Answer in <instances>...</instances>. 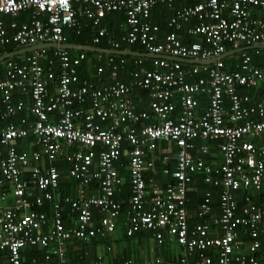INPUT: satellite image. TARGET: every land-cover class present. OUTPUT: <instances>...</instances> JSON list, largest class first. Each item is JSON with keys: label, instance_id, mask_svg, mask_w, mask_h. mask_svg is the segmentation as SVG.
<instances>
[{"label": "built area", "instance_id": "1", "mask_svg": "<svg viewBox=\"0 0 264 264\" xmlns=\"http://www.w3.org/2000/svg\"><path fill=\"white\" fill-rule=\"evenodd\" d=\"M173 1L0 0V45L66 43L65 29L77 26L79 12L98 25L107 12L124 9V39L155 55L151 67L133 71L128 82L94 88L79 78L78 66L88 60L82 50L71 54L56 48L55 63L46 61V48H39L21 61L5 63L0 78V264H81L66 260L70 240L114 233L123 211L114 198L123 183L116 162L125 145L126 234L145 229L158 244L169 242L183 254L165 261L154 253L143 264H264L258 239L264 232V201L256 204L245 195L238 204L236 199L240 189H264V65L255 63L250 49L236 52L240 60L233 71L225 70L223 62L232 50L264 43V0H198L177 8L168 22L173 30L160 36L158 25L149 21L151 8ZM29 9L30 19L11 21L9 32L2 15L15 17ZM184 24L197 40L186 43L177 36ZM105 34L99 26L92 41L99 43ZM169 57L215 61L183 64ZM134 88L148 92L146 109H135ZM16 91L30 103L14 98ZM24 109L27 116L10 120ZM27 136L38 148L19 151V141ZM212 140L219 141L218 164L203 157ZM172 149L173 168L168 165ZM158 152L163 154L160 169L154 159ZM61 158L68 163V177L78 181L75 195L59 190L54 161ZM196 173L222 187L217 214L209 193L195 213L187 209ZM91 183L99 194H87ZM46 202L47 210L35 209ZM34 248L39 254L26 258L25 251ZM103 253L99 248L89 264H114ZM121 264L139 263L127 257Z\"/></svg>", "mask_w": 264, "mask_h": 264}, {"label": "trees", "instance_id": "2", "mask_svg": "<svg viewBox=\"0 0 264 264\" xmlns=\"http://www.w3.org/2000/svg\"><path fill=\"white\" fill-rule=\"evenodd\" d=\"M198 0H174L172 5H168L165 3L157 4L151 8L149 21L153 24H157L159 27V35L162 36L163 34L173 30V28L168 24L171 16L174 14L175 10L177 8H180L185 5L194 4ZM31 10H25L20 12L18 16H10V15H3L2 18L5 22V25L9 32H11L9 24L11 21L15 20L16 22L21 23L22 21L29 20V16L31 14ZM41 17L44 18L45 16L41 14ZM77 21L78 24L75 26V28H66L65 34H66V43H75V44H81V45H90V46H96V47H102V48H112V49H125V50H131V51H139L143 52L145 51L144 47L139 43H133L129 44L125 39V35L128 31V25L126 23V12L124 9L120 10H113L107 12L104 17H102L99 26H103L106 29V34L101 38L99 43H94L92 41L93 36L96 34L98 25L92 24V22L81 14V12L77 15ZM177 36L186 43L193 42L197 40L196 36H193L187 32V24H184L180 29L176 30ZM114 43H117V46H114ZM16 49H19L14 43H8L5 45H0V55L14 51ZM231 47L227 48V51H230ZM56 49L54 48H46V61L53 60V62L57 63L58 57L54 54ZM69 53L73 54L75 52H79L78 50L68 49ZM249 54L252 55L254 58L255 63L259 65H264V48L261 49H252L247 51ZM86 54L88 60L83 61L81 65L78 66V74L80 81L86 80L88 84L91 85L92 88L94 87H101L104 84L112 83L115 80H122L125 82H128L131 78V73L133 71L139 70L143 71L145 69H148L151 67L152 59L150 58H142V62L140 64L135 63V59L137 57L129 56V55H116V54H100L97 52H91V51H84ZM29 53H25L22 55H18L15 57L10 58V60L15 61H21L25 58V56ZM109 58L112 59V61H109ZM123 60V61H121ZM240 60L239 53H234L231 55H227L223 58V62L225 63V70L227 71H233L238 68L237 63ZM8 61L4 60L0 62V78L4 77V70H5V63ZM45 60H42V64L46 65ZM185 64V63H183ZM102 66V72L98 73L97 67ZM261 88L260 87L256 94L254 95V98L259 97L261 94ZM243 90V89H242ZM14 98H23L26 102V104L30 103V100L27 96L21 95L19 91H16L14 94ZM130 98L133 101L134 107L137 110L146 109L148 107V92L140 90L138 88H134L133 91L130 94ZM28 109H24V111H21L19 113L13 114L10 118V120L14 122H18L21 117L27 116ZM28 118L30 116L28 115ZM105 125V124H103ZM34 137L33 136H27L19 141L17 147L19 151L23 150H31V149H37L38 145L34 144ZM198 142V141H197ZM218 140H212L208 141L209 150L206 155H203L205 157L206 161L213 164L220 163V160L222 159L221 152L218 147ZM126 149L124 152L121 153L119 156L118 161L116 162V166L118 168L119 174L123 178V183L120 185L117 189H115L114 192V198L119 201L122 204L123 211H125V208L127 206L128 200H129V181H128V167H127V154L129 152V147L125 145ZM173 152H175V149H172V152L170 153V157L168 159V165L173 168L175 166V160L172 158ZM162 156L163 154L158 152L154 154V159L156 163L157 169H160L164 166V163L162 162ZM54 164L59 168L60 171V183H59V190H61L63 193H69L72 195L76 194V188L78 186V181L73 180L68 177L67 175V161L61 159H58L54 161ZM23 178L26 176V172L22 174ZM192 185L194 186V190L190 191L188 194V202H187V209L195 213L198 206L200 205L201 201L205 198L206 193L210 194V203L211 208L214 213H218L219 210V194L222 190L221 186H213L210 183L204 182L202 179V175L199 173H196L193 175ZM87 194L90 192H94L96 194H99V190L96 187V184L91 183V185L88 186L86 189ZM236 199L238 201V204H242L244 202V196H249L251 202L259 204L264 201V189L262 190H255V189H240L236 192ZM50 203L46 202L44 208H35L38 211L39 210H47L48 205ZM121 212L120 215L117 218V222L124 221L125 220V213ZM94 223L98 220L97 213H94ZM194 220H200L197 219V217L194 218ZM124 233L126 234V229H124ZM150 234L149 231L142 229L128 237H134L139 236L142 237L143 235ZM111 234H106L104 236L96 235L92 237L89 241H83L80 239L73 238L69 241L66 248V260L68 262H79L81 264H89L94 257L97 255V252L99 248L106 250L107 246H111L112 236ZM247 233L243 234V238H246ZM258 239L261 241V246L259 248V252H261L264 249V232H260ZM169 243V242H166ZM176 251V250H175ZM108 251H105L103 253L104 259L110 261L108 258H106V255ZM179 252H176L174 255H176ZM39 254V249L34 248L29 251H25L24 255L26 258H30L32 255ZM173 255V256H174ZM172 254L167 256L166 261L170 260H180V258L183 256V254H177V256L173 257ZM127 258L123 257L120 262H112L114 264H121L122 261ZM189 262L193 261L196 258V253L193 255L188 256ZM111 262V261H110Z\"/></svg>", "mask_w": 264, "mask_h": 264}, {"label": "crops", "instance_id": "3", "mask_svg": "<svg viewBox=\"0 0 264 264\" xmlns=\"http://www.w3.org/2000/svg\"><path fill=\"white\" fill-rule=\"evenodd\" d=\"M29 18H30V16H29ZM17 47H19V46H17ZM258 49H261V48H258ZM250 50H252V49H250ZM100 54H105V53H100ZM143 58H151V57H143ZM186 62L187 61H183V63H186ZM204 107H205V103L203 102L201 104V108H204ZM111 236H112V240H113L111 242L112 248H111V250H109V252L106 255V258H108L111 262H115V261L120 262V260L123 257H131L137 263L143 264V263H145V261L147 259L151 258L154 255V253H159L161 255V257L163 258V260L166 261L167 256H169L171 254L173 256L176 252H178V251H175V249L173 248L171 243L164 242L163 244H158L155 241V239L151 236V234H147V235L145 234L142 237H139V236L128 237L124 233V225H123L122 221H120V220H119V222H117L116 229H115L113 235H111ZM105 251H108V250H104V252ZM179 253L182 254L181 252H179ZM179 253H177V254H179ZM177 254L174 256H177Z\"/></svg>", "mask_w": 264, "mask_h": 264}, {"label": "water", "instance_id": "4", "mask_svg": "<svg viewBox=\"0 0 264 264\" xmlns=\"http://www.w3.org/2000/svg\"><path fill=\"white\" fill-rule=\"evenodd\" d=\"M39 48H61V49H73V50H82V51H91V52H97V53H105V54H116V55H129L134 57H154L155 55L152 53H147L145 51L139 52V51H131V50H125V49H112V48H102V47H96V46H90V45H81V44H75V43H57V42H46V43H39L28 47H22L17 50L4 53L0 55V62L12 58L14 56H18L21 54H24L26 52H30L35 49ZM258 48H264V43L255 44L253 46H250L248 48L243 49H236L232 50V53L239 52L241 50H248V49H258ZM230 52V53H231ZM173 58L175 60H181V61H189L192 63H200V64H208L215 61V59H193V60H183L181 58Z\"/></svg>", "mask_w": 264, "mask_h": 264}]
</instances>
